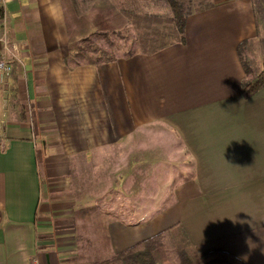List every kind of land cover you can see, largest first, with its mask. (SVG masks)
<instances>
[{"label": "crops", "instance_id": "0c3cea01", "mask_svg": "<svg viewBox=\"0 0 264 264\" xmlns=\"http://www.w3.org/2000/svg\"><path fill=\"white\" fill-rule=\"evenodd\" d=\"M212 2L183 42L98 64L68 60L62 0L0 6V264H61L51 216L74 233L91 206L114 252L179 222L199 254L264 264V87L244 97L240 56L264 30L254 0ZM142 180L158 205L138 206Z\"/></svg>", "mask_w": 264, "mask_h": 264}, {"label": "trees", "instance_id": "16d2710c", "mask_svg": "<svg viewBox=\"0 0 264 264\" xmlns=\"http://www.w3.org/2000/svg\"><path fill=\"white\" fill-rule=\"evenodd\" d=\"M73 1V0H72ZM64 2V8L67 0ZM158 5L168 10V22L165 26L163 36L166 40L147 38L141 40L138 47L142 50H156L173 41H184L185 24L187 18L194 12L210 7L214 4L212 0H158ZM65 8V18L69 32V54L68 60L76 64H98L110 62L116 59L113 53L101 49L92 39L94 36L110 38V32L115 35L117 32H128L129 15L124 8H118L109 0H98L94 5L97 12L84 14L77 17L73 14L76 10ZM159 15V16H158ZM72 16V18H71ZM163 17L162 14H157ZM156 16V17H157ZM69 19L75 21V30L83 34L79 39L73 35L74 28H71ZM84 23V25H83ZM80 25V26H79ZM75 31V32H77ZM246 42L240 45V56L245 69V76L242 81V92L245 98H249L258 90L264 87V60L260 69H252L243 58V49ZM134 51L129 52L132 54ZM97 55L94 57V55ZM113 55V56H112ZM78 59V60H77ZM93 206L80 208L75 213H87ZM107 224H104V235L108 237ZM105 237V238H107ZM88 264H247L235 255L223 251L212 250L206 254H199L190 240L185 228L179 222L163 229L158 234L141 240L130 247L117 252L105 255V252L98 253Z\"/></svg>", "mask_w": 264, "mask_h": 264}, {"label": "rangeland", "instance_id": "374dc122", "mask_svg": "<svg viewBox=\"0 0 264 264\" xmlns=\"http://www.w3.org/2000/svg\"><path fill=\"white\" fill-rule=\"evenodd\" d=\"M98 0H67L65 8L71 10H76V13L73 14L77 17L84 16V14L91 15L92 13L97 12L94 10V5ZM115 4L118 8H124L129 13H134L129 18L128 32L119 33L117 32L113 35L110 32V38L102 36H94L92 39L97 43L101 49L113 53L116 58L120 56H125L131 50L137 49L138 44L141 40L147 38H154L160 40H166V36L162 35V32H165V26H167L168 18L166 7L158 5V0H109ZM256 3V11L259 17L262 31L264 30V0H254ZM65 3L63 2V5ZM64 8V9H65ZM157 14H162L163 17H158ZM157 16V17H156ZM72 18V16H71ZM71 28H74L72 32L73 35H76V38L79 39L83 34H79L75 30V21L69 19ZM84 25V23H83ZM80 26V25H79ZM77 31V32H75ZM263 40V39H262ZM243 58L249 64L252 69H260V62L264 58V40L262 42L256 41L251 42L246 45L243 49ZM97 55L95 54L94 57ZM113 56V55H112ZM78 60V59H77ZM146 180V178H144ZM142 180L141 183L144 186L145 195L138 198V206L146 207V204L157 203L161 200V197L151 196V192L155 193L156 189H153L155 182L151 183L149 181ZM154 199V202H153ZM117 201V198L112 200ZM124 208L132 206L130 204V199L124 198L122 200ZM134 202V201H133ZM120 203L119 199L117 204ZM158 205V203H157ZM87 213H75V222L76 227L74 233L67 232V227L56 228L54 221L57 217L51 216V234L49 235L51 239L52 247L55 250V253H58L62 259L61 264H88L89 261L93 260L95 255L98 253L105 252V255L111 253L120 252L128 247H125L117 252H114L110 244L109 236L104 235V224L108 223V218L100 212L97 207H92ZM151 215L150 213L140 212L137 215V219L140 221L145 220ZM122 216L125 221H130L132 214L127 211L122 212ZM135 221V220H134ZM70 226V225H69ZM162 231V230H161ZM159 231V232H161ZM61 233V235L59 234ZM159 232L153 234L152 236L158 234ZM149 236V237H152ZM107 237V238H105ZM149 237H145L149 238ZM141 239V240H144ZM139 240V241H141ZM137 241V242H139ZM136 242V243H137ZM67 243V244H66ZM135 244V243H134Z\"/></svg>", "mask_w": 264, "mask_h": 264}, {"label": "built area", "instance_id": "2783aa9c", "mask_svg": "<svg viewBox=\"0 0 264 264\" xmlns=\"http://www.w3.org/2000/svg\"><path fill=\"white\" fill-rule=\"evenodd\" d=\"M6 0H0V6H4ZM0 44L3 46L5 50L9 48V41L6 35V32L0 35ZM13 70L12 64L10 63L7 55L0 56V82H2L5 78L11 75ZM33 264H40L38 260H34Z\"/></svg>", "mask_w": 264, "mask_h": 264}, {"label": "clouds", "instance_id": "9594fccd", "mask_svg": "<svg viewBox=\"0 0 264 264\" xmlns=\"http://www.w3.org/2000/svg\"><path fill=\"white\" fill-rule=\"evenodd\" d=\"M246 242H250V241H246ZM250 244V243H249ZM240 259H244V260H246L247 259V256H243V257H240Z\"/></svg>", "mask_w": 264, "mask_h": 264}]
</instances>
